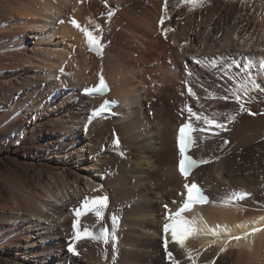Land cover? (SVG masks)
Returning <instances> with one entry per match:
<instances>
[{
    "label": "bare ground",
    "instance_id": "1",
    "mask_svg": "<svg viewBox=\"0 0 264 264\" xmlns=\"http://www.w3.org/2000/svg\"><path fill=\"white\" fill-rule=\"evenodd\" d=\"M109 11L113 12L110 19ZM161 17H165L163 25ZM73 19L94 32L95 25H101L102 33L95 34L103 37L102 55L89 51L83 33L72 25ZM230 19L234 29L245 20H253L264 30V3L262 0H199L198 3L167 0L165 10V0H0V114L8 112L6 119L10 124L9 128H1L0 136L14 140L17 132L11 130V126L16 127L19 123L14 126L16 120L30 114L28 123H20L23 141L12 151L15 157L21 150H27V141L36 135L38 127L43 131L45 115L70 116L74 120L72 99L89 102L93 115L101 103L98 98L63 92L54 101L41 98L37 87L40 78L27 70L19 73L26 62L36 65L34 69L46 82L50 95L65 88L67 83L91 89L101 76L107 78L111 86L108 98L120 102L116 112L120 118H125L117 125L104 117L97 118L92 128L85 127L88 122L84 123L87 135L79 151H89L86 164L92 173L77 172L70 163L64 166V187L57 191L58 194L48 191L45 195L48 204L53 202L60 208L54 217L44 213L40 202L41 206L33 205L34 202L23 205L15 197L14 203L0 205V212L8 216L9 226L4 237L9 241L5 239L3 244L13 242L19 225L24 226L31 220L30 214L49 222L41 228L43 233H39L38 238L45 241V245L34 249L40 252L37 255L55 257L53 264H111L115 256L113 250L107 261L100 256L105 251L95 254L99 248L91 254L87 251L83 256L72 255L66 248V235L69 233L70 239H67L77 244H81L82 239H72L74 231L70 221L61 224L62 211L76 218V207L88 196L84 192L100 189L95 196L108 197L105 218L100 221L90 212L79 218L113 231L112 224L108 227L107 222L113 213L118 216L114 231L119 233L117 249L120 255L115 264H172L168 252L178 264H222L224 260V264H264V231L242 237L240 241L233 240L226 251H220L229 236H242L253 227H264V220H261L264 217V33L258 32L261 36L257 42L254 41L256 34L240 37L238 31L231 32ZM223 28H227L222 39L226 52L216 58L209 53L213 52L215 44V48H219L213 37ZM164 29L170 30L165 33ZM202 33L207 36L201 37ZM3 35L20 38L8 43L2 41ZM230 47L235 51L229 58ZM260 47L262 49L257 50ZM240 48L243 54L238 53ZM246 55L255 60L251 68L245 66ZM206 57H210L209 61ZM35 83L36 88L28 93L27 88ZM241 84L248 89L247 95H242V103L253 114L241 112L232 96ZM189 87L199 97V103L188 95ZM21 90V100L14 98ZM209 93L217 97L227 95L229 99H206ZM33 96L36 100L32 106L29 103ZM150 101L154 102L153 107L148 105ZM57 103L61 104L60 109L54 107ZM186 106L208 116L219 113L216 119L225 124L224 129L207 131H217L218 135L211 132L214 136L210 133L206 144L203 143L206 132H197L198 142L192 154L207 163L189 178L180 173L181 156L177 144L178 127L187 118ZM229 116L236 119L228 122ZM115 139L122 142L119 149L113 147ZM229 139L228 144H222L221 141ZM58 154L62 156V152ZM66 155L73 158L72 153ZM68 168L76 172L77 178L81 177L79 188L78 180L70 182L72 173H68ZM107 171L112 175H105ZM206 172L214 176L217 186L228 191L213 198V203L183 215L194 221L197 231L181 248L171 239L170 232L164 237L163 226L168 214L164 206L171 211L176 208L183 198L185 183L199 182L206 187L203 179ZM207 192L211 195L208 189ZM233 192H248L251 197L223 206L222 201ZM21 207L27 214L22 216L25 218L22 223H16L22 220ZM46 207L48 211L55 208ZM237 224L243 227L237 228ZM32 227L35 226L32 224L25 229ZM66 228L71 230L68 232ZM84 228L87 226L83 225L82 230ZM92 232L98 233L96 229ZM15 262L20 263L22 259L16 256Z\"/></svg>",
    "mask_w": 264,
    "mask_h": 264
},
{
    "label": "rangeland",
    "instance_id": "2",
    "mask_svg": "<svg viewBox=\"0 0 264 264\" xmlns=\"http://www.w3.org/2000/svg\"><path fill=\"white\" fill-rule=\"evenodd\" d=\"M262 3H264V0H262ZM101 16L103 17L104 15H101ZM229 24H230V27H232L231 32H235V30H236V32L238 31V33L240 34V37L242 35H243V37H248V34H253V35L256 34L255 39H254L255 42H257V38H259V40H260V36H261L262 32L264 33V30L259 28L257 26V22H255L253 20H249V21L245 20L244 22L239 24V26H237V29L233 28L234 27L233 20L230 19ZM2 27H4V26L2 25ZM0 28H1V26H0ZM225 29L227 31V28H223L222 30L219 29L222 33L218 32V34L213 37V38H216V41L218 43L217 46L219 47V48H215L216 44H215V46L212 47L213 52L209 53V54H212L213 57L217 58L218 55L226 52V50H225L226 46L224 44H222L223 35L226 32ZM258 32H261V34ZM200 36L206 37L207 34L202 33ZM17 37H18L17 35H14V36L3 35V36H1L2 41H6L8 43L9 42L12 43V39L14 41L19 40L20 37L19 38H17ZM261 49H262L261 47L257 48V50H261ZM234 51L235 50L233 49V47H230L229 48V54L227 56L230 58ZM243 52L244 51L241 48L238 50L239 54H243ZM249 52H251V51H249ZM181 54H182V52H181ZM190 58H191V56H190ZM209 59H210V57L206 58L207 61H209ZM29 62H28V65L26 64L27 62L25 63L24 68L19 70V71H21L19 73H26V72L30 71V72H32V74L35 77L37 76L40 78V82L37 85V87L39 88L38 93H40L41 98H48V99H50V101H52V100L54 101V99L61 97L62 92L63 93H72L73 95L79 94L78 96H80L85 91L86 87H83V88L79 87L78 88L76 86L74 87L73 85L70 86V83H67V81H66L65 83H67V85L65 84V86H66L65 88H60L59 91L53 92V94L50 95V91H48L46 82L44 81L43 78H41L40 73H38V71L36 69H34V67L36 65L34 66L33 63H29ZM25 70H27V71L24 72ZM34 87L36 88V83H35V86H29L28 87L29 89L27 88V92L28 93L32 92ZM21 91H19L17 94H15L14 98L21 100V96L23 94V91L22 92ZM204 91H206V88H204ZM33 97H34L33 101H31V99H30V103H29L32 106L36 100V96H33ZM84 97H86V96H84ZM62 98H65V96L62 95ZM88 98H90V97H88ZM46 101H47V99L45 100V102ZM71 101H72V104L75 105L73 108V111L71 113L75 116V119L71 120L70 116H67L64 118H58L57 117L58 115L50 116V117H47V115H45V117L43 119V121H44L43 131L40 132L39 127H38V129H36V132H35L36 135L34 137H32L31 140L27 141V150L26 151L21 150L18 153L17 157L14 156V152H12V151L15 150V148L17 146H19V144L23 141L21 135H23L24 131H21L22 129L20 128V126H22L21 125L22 122L28 123L27 118L29 117L30 114H26L27 115L26 118L23 117L20 120L19 119L16 120L15 124L12 123V125L14 124V126H15L16 123L19 122L16 125V127L12 128V126H11V130L13 129L14 131L17 132V133L15 132L17 136L15 137L14 140H8V139L6 140V139H3L4 137L0 136V205H9L10 203H14L13 201H14L15 197H17L22 204L24 203L23 205H27V204L32 205L33 202H34L33 205L35 203H36L35 205L41 204L42 205L41 209L44 211V213L47 212L50 216L54 217L56 211H58L60 208L56 204H52L53 202L48 204L46 202V196L45 195H48V194H46V193H48V191H53V193L58 194V192H60L59 191L60 188L64 187V185L62 184L65 181V177L63 176L64 166L66 164L70 163V164H72V167L77 170V172L81 173L84 170L85 173L86 172L89 174L92 173V171L90 169H87V164H86V157L89 155V151H87V149L86 150L84 149L81 152V150L79 151V149H80V146L82 145L81 143L83 142L84 136L87 135L84 132V128H83L84 123L88 122V124L85 125V127L87 126V128H92V126L95 123L97 118L95 115H93V112L91 111V105L89 104V102L85 103L82 99H79V98L78 99L74 98ZM49 103H51V102H49ZM148 105L153 107L154 102L150 101L148 103ZM54 107L60 109L61 104L57 103ZM51 111H50V114H51ZM53 111H55V110H53ZM7 113L0 114V130H1V128L2 129L3 128H9L10 124H8L9 122L6 119ZM128 116H130V114H128ZM119 118H120V116L117 114L116 117L109 119L108 121H112V124L117 125L120 122L122 123L123 120H125V118H120V119ZM154 120L157 121L155 118H154ZM18 128H20L19 131H17ZM86 130H88V129H86ZM53 131H56L57 134H55ZM226 131H227V129H225V132ZM211 132H213L214 135H216V136L218 135L217 131H211ZM211 132H206L207 136L205 133H204L205 135L203 134V137H205V139L203 138L204 144H206V142H208V141H206L208 136L209 137L211 135L214 136L213 133H211ZM215 132L217 134H215ZM210 133H211V135H210ZM46 137H48V138L45 139ZM50 140H52L54 142L50 143ZM226 141H228V143H229L230 139L226 140ZM119 142H120V146H121L122 142L121 141H119ZM221 142H222V144H225L224 141H221ZM219 144L222 145L220 142H219ZM74 150L75 151L77 150V152H74ZM58 152H62V156H59L61 154H58ZM70 153L73 154L72 159H70V156L66 155V154H70ZM97 155H96V157H99ZM14 158H17V159H14ZM89 158H91V157H89ZM218 161H216V162H218ZM27 166H30V167L26 168ZM67 171L69 174L72 173V176H71L72 181H70L71 183L73 181H76V180L79 181L78 185H77V188H79L81 185V177L77 178V175L75 174L76 172L72 171L71 168H68ZM206 174H207V176H206ZM105 175L111 176L112 173L110 171H107L105 173ZM213 177L214 176H212V174L206 172L205 175L203 176V179H205L204 182L207 184L206 187L211 192L212 197L213 198H219L222 196V194H224L225 191H228V190L224 189L220 186H217L216 181L214 180ZM59 178H60V180H58ZM50 189H52V190H50ZM97 189H98V187H97ZM98 190H100V189H98ZM98 190H96V189H88L87 191L84 190L85 191L84 195H86L88 193L87 197H95ZM39 202H40V204H38ZM46 205H49L50 209L52 207H55L54 209L52 208L51 210H55V209L56 210L53 212L51 210L48 211ZM77 209H80V207H76V210ZM20 211L22 212L20 214L21 217L22 216L24 217V214L25 215L27 214L25 212V210L23 209V207L20 208ZM68 214H69V212H67V211L61 212V219H62L61 224L69 222V221L72 223L74 220H77V217L75 218L74 215H70V214L68 215ZM28 216H32L31 220L26 221L24 223V226L19 225V229L16 231L15 235L12 237L13 242L12 243L7 242L8 243V245H7L6 242H5V244H3V243H4L5 239L9 241V238H7V237L4 238L6 233H7L6 232L7 227H9L7 225V219H8L7 217L8 216H5V215H3V212H0V247H1L0 248V262H3V264H53V262L55 263V260H56L55 257H53V256L47 257V255L42 254V253L39 256L37 254H39L40 252H38V253L34 252L35 248L39 249L40 247L45 245V241L41 242L39 240L38 236H39L40 232L43 233V229H41V228L47 226L49 222H47V221L45 222L44 219H41V217H39V216L33 217V215H30V214H28ZM105 216H106V213L104 215V218H105ZM12 217L16 218V216H13V215H12ZM23 217H22V220H21V218H19L21 221L19 220L20 222H16V223H22L25 219ZM82 219L84 220V218H82V217L79 218V220L82 222V224L87 226V229L90 232H92L94 229H96V231L99 233V230L101 229V227H103V225L102 226H96L90 222H87L86 220H84L85 221L84 222ZM33 221H35V222H33ZM85 223H87V224H85ZM110 223L112 224L111 220H110V222H107L108 227L111 226ZM32 224L35 227L25 229L26 227L32 226ZM64 230H66V231L68 230V232H69L71 230V228H66ZM108 230H109V232H112V231H110V229H108ZM118 234L119 233L115 231V235L117 237V240L115 241L116 252L112 251L113 247L111 245L112 244L111 241L109 242V244L105 245L102 241L99 242L97 240L82 239L81 244H77V243H74L71 240H69L70 239L69 233L67 234L68 237L65 234L66 240H67L66 241L67 242L66 248L69 249V245L71 244L73 247H75L78 255H82V256L85 255L87 251H89L88 254H91L95 251H98V248H99L100 251L98 253L95 252V254L99 255L100 252L105 251V253L103 252V254L100 255V256H102V258L104 256V258L102 259L104 261H107V259L109 258L108 254L110 253V251H112L115 254V256L113 254L114 257L111 259L110 263L112 264V262H114L113 264H115V263H117V257H119V255H120V253L118 252L119 249H117L118 248L117 242L119 240ZM164 237L166 238V234ZM67 238H69V239H67ZM72 239H73V237H72ZM2 245L4 247H2ZM103 245H105V246H103ZM107 247H109V248H107ZM28 250H32V253H28ZM91 250H93V251H91ZM18 253H20V254H18ZM70 253L72 255H76L73 252H70ZM16 256H18V258L22 259V262H20V263L15 262ZM106 256H108V257H106ZM1 259L3 261H1ZM225 261L226 260L222 261V264H224Z\"/></svg>",
    "mask_w": 264,
    "mask_h": 264
},
{
    "label": "snow or ice",
    "instance_id": "3",
    "mask_svg": "<svg viewBox=\"0 0 264 264\" xmlns=\"http://www.w3.org/2000/svg\"><path fill=\"white\" fill-rule=\"evenodd\" d=\"M81 2V0H78ZM186 3H198L199 0H185ZM107 6V5H106ZM167 9V0H165V10ZM108 18L110 19L113 15L112 11L108 12ZM170 19V17H167ZM165 21V17H161L160 24L163 25ZM63 23V21H61ZM71 23L74 27H76L80 32L83 33L84 38L88 44V46L93 50L96 51L98 54L102 55V50L104 45L102 44V35H96L95 33H102V28L100 24L95 25V32L89 30L88 27L82 26L79 24L75 19L71 20ZM170 29H164L165 33ZM108 90V86L105 83L103 76L100 77L99 83L95 85L91 89H85V92L89 95H103ZM248 89L245 85L241 84L236 91L232 93V96L235 102L239 105L241 112H249V114H253L250 112L249 109L245 107V104L242 103V95H247ZM188 95L194 97L197 102L199 103V97L196 96V93L192 90L191 87L188 88ZM207 98L212 99H220V100H228L229 96H215L213 93H209ZM108 101H105L104 104L100 106V109L94 113V115H99V111H106L108 110ZM200 107L202 108L203 105L201 104ZM186 111L188 113L187 122L183 123L179 129L178 133V146L180 151L181 159L179 160V170L181 174L187 178L188 174L194 167H198L199 163H207V161H200L197 162L191 156L187 155V149L196 143V139L194 137V133L200 132L204 133L209 131L212 128H219L224 129L225 124L220 122L216 119L219 116V113H213L211 116L204 115L201 112L194 111L191 106H186ZM236 119L235 116H229L228 122H232ZM203 125V126H201ZM225 144L228 141L224 142ZM113 147L119 149L120 142L119 139H115L113 141ZM123 155V152H120ZM218 159V158H217ZM184 189L186 190L185 193L182 195L185 197L182 206L179 208L178 211H171L168 209V206L165 205V209L168 210V214L166 215V223L163 226V230L165 234L171 233V239L178 244L181 248L185 247V241L188 237H190L197 229L194 227V221L186 219L182 214L186 211H190L193 206L195 205H203L209 203V198L204 194L202 188H200L195 182L185 183ZM246 192H233L230 197L225 198L222 201L223 206H228L233 204L235 201L244 200L247 197ZM108 208V197L107 196H95V197H85L80 209H77L75 215L77 217V221L73 224L74 235L73 240L79 241L81 239H91L102 241L105 245L112 242L113 251H116L115 241L117 237L115 235L114 229L118 223V216L113 213L111 216L112 221V228L113 231L109 232L107 227H101L99 230V234H95L90 232L87 228L83 230L79 227V217L82 214L93 213L96 218L100 221L104 219V213ZM261 220H264V217H261ZM237 228L243 227L241 224L236 225ZM264 231V227L257 226L253 227L248 231H245L241 235H232L224 241L223 246L221 247L220 251L224 252L227 250L228 243L235 240L240 241L243 238H247L251 235H254L258 232ZM214 235H219V233H214ZM167 240H165V250L167 251ZM70 252L74 254H78L76 252L75 247L71 244L69 245ZM168 257L172 260V264H178L177 261L173 259V255L171 252H168ZM188 259H192L191 252L188 253Z\"/></svg>",
    "mask_w": 264,
    "mask_h": 264
}]
</instances>
